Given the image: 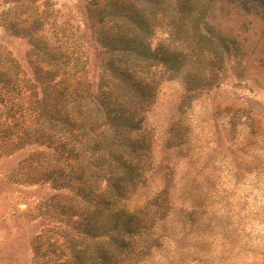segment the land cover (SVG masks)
Listing matches in <instances>:
<instances>
[{
    "label": "rangeland",
    "instance_id": "374dc122",
    "mask_svg": "<svg viewBox=\"0 0 264 264\" xmlns=\"http://www.w3.org/2000/svg\"><path fill=\"white\" fill-rule=\"evenodd\" d=\"M211 4L205 23L237 39L245 55L227 61L212 86L186 88L198 67L188 58L158 87L148 113L155 167L128 200L164 218L162 245L145 264H264V15ZM112 5L130 11L154 2L0 0V264H59L51 239L59 223L42 210L50 185L25 176L23 118L42 85L38 74L47 81L48 69L57 80L69 73L60 58L98 37ZM165 37L157 31L153 41Z\"/></svg>",
    "mask_w": 264,
    "mask_h": 264
},
{
    "label": "trees",
    "instance_id": "16d2710c",
    "mask_svg": "<svg viewBox=\"0 0 264 264\" xmlns=\"http://www.w3.org/2000/svg\"><path fill=\"white\" fill-rule=\"evenodd\" d=\"M226 1L264 15V0ZM152 2L132 11L112 5L98 37L60 58L69 73L57 80L48 69L47 81L38 74L42 85L23 118L21 148L26 178L50 185L42 210L59 223L51 238L59 264H145L160 248L164 218L149 204L128 205L155 167L148 113L158 87L180 75L188 58L198 70L185 78L186 88L212 86L227 61L245 55L237 39L205 23L212 0ZM157 31L166 37L154 43Z\"/></svg>",
    "mask_w": 264,
    "mask_h": 264
}]
</instances>
